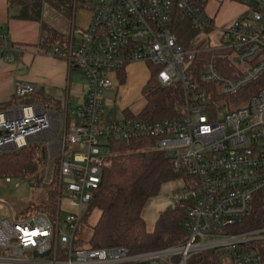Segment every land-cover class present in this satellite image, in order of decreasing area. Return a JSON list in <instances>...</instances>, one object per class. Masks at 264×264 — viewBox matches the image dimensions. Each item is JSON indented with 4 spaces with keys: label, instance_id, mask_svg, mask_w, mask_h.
Returning <instances> with one entry per match:
<instances>
[{
    "label": "built area",
    "instance_id": "obj_1",
    "mask_svg": "<svg viewBox=\"0 0 264 264\" xmlns=\"http://www.w3.org/2000/svg\"><path fill=\"white\" fill-rule=\"evenodd\" d=\"M231 1L245 13L223 31L219 46L210 47L178 43L174 24L179 15L198 32L216 29L191 0H97L80 37L73 27L66 43L51 51L81 71L89 84L72 125L68 106L50 111L21 104L36 88L17 84V106L0 112V155L43 144L49 156H60V197L51 217L0 216V264H260L249 245L264 241V228L238 234L230 229L264 193V0ZM24 52L13 46L6 60ZM134 64L149 67L148 81L155 73L160 87L183 89L180 118L141 119L147 104L142 94V110L122 108L123 119L117 110L115 120L108 121L112 109L102 112L104 93H117ZM133 141L152 144L188 177L174 195L186 213L185 240L139 253L123 247L77 248L85 214L113 165L110 145ZM69 146L77 150L67 160ZM10 181L0 178V187ZM65 187L75 211L63 221Z\"/></svg>",
    "mask_w": 264,
    "mask_h": 264
},
{
    "label": "trees",
    "instance_id": "obj_2",
    "mask_svg": "<svg viewBox=\"0 0 264 264\" xmlns=\"http://www.w3.org/2000/svg\"><path fill=\"white\" fill-rule=\"evenodd\" d=\"M50 4L67 17H74L82 8L93 9L87 0H8L10 7L19 9L20 20L41 23L43 35L41 49H52L66 43L64 36L42 23L43 5ZM195 5L205 10L209 0H191ZM88 4V5H87ZM180 21L175 27L178 43L189 46L188 31L192 24L180 15ZM196 30V29H195ZM197 31V30H196ZM222 72L227 75L225 70ZM155 73L142 90L147 100L141 119L148 121H163L178 119L184 110V91L181 87L162 88L158 84ZM125 78V77H124ZM121 82L124 83L125 79ZM44 101L41 105L38 101ZM24 105H45L52 103L53 108L61 109L60 102L34 93L20 100ZM17 106L14 97L11 102L0 105V112H7ZM70 119L68 123L70 124ZM152 144L146 141L130 143H115L110 145L113 165L102 178L100 188L85 214L83 224L90 226L89 220L95 211L100 212L97 223L91 227V237L88 247L127 248L131 253L160 250L182 243L185 240L184 223L186 213L176 206L174 210L162 212L152 231L147 230L143 217L149 199L157 196L163 185L171 181L188 179L184 171H175L166 154L151 149ZM48 155L41 143H32L27 147L4 152L0 155V178L30 177L34 186H43L47 191L45 202L30 208L36 213L52 216L57 208L60 191L57 185L58 167L55 168L54 179L47 183ZM264 228V193L254 199L249 215L230 229V233H246ZM264 264V241L249 245ZM204 258L209 255L203 256Z\"/></svg>",
    "mask_w": 264,
    "mask_h": 264
},
{
    "label": "rangeland",
    "instance_id": "obj_3",
    "mask_svg": "<svg viewBox=\"0 0 264 264\" xmlns=\"http://www.w3.org/2000/svg\"><path fill=\"white\" fill-rule=\"evenodd\" d=\"M97 0H87L86 3H90L89 5H96ZM88 5V4H87ZM237 6V7H236ZM93 9L82 8L79 11H89L92 13L94 11V7L90 6ZM239 7V8H238ZM245 8L234 1L231 0H209L208 4L205 7V13L213 19L215 30H209L205 32H198L192 26L188 31L187 37L189 38V42H194L195 44H204L210 47H216L221 44L223 31L228 29L234 21L239 19L244 13ZM233 13H237L238 16L233 18ZM180 15L177 17L176 22L174 24L175 27L178 25L180 21ZM42 23L53 28L58 32L60 36H65V39L68 40L71 36V30L73 28V18L67 17L60 11L53 8L50 4L45 3L43 5L42 12ZM78 28H76V37L79 38ZM82 31V30H80ZM207 58V56H206ZM133 65L127 68L128 77L122 87L119 88L118 92L115 91H106L104 93L105 104L102 112L107 115L109 111L113 108L118 110L117 117L119 120L124 118V114L122 113V108H128L130 110L140 111L145 106V98L142 96L141 91L137 93V95L133 96L127 102L122 101V96L124 95L125 87L129 85L130 76L133 72ZM148 68V67H147ZM151 68V67H150ZM147 76L150 75V70H145ZM130 74V75H129ZM123 79V78H122ZM121 79V80H122ZM81 87L83 92H86L88 89V81L84 74L81 71L76 72V76L74 79ZM123 83V82H121ZM43 96L39 93L36 96ZM55 97V96H54ZM57 98V97H56ZM63 102V109H65L64 99L61 100ZM41 105H44V101H38ZM78 101L76 98H71L69 102L68 114L71 118V125L74 123V115L77 108L81 106L77 105ZM52 105V103H49ZM48 103L46 106L47 109H53V106H50ZM36 105V104H35ZM42 147L44 145L42 144ZM45 149V148H44ZM77 150V146H69L67 148L66 159H70V155L73 151ZM47 155L48 151L45 149ZM48 173L47 179L45 182L50 183L54 179L55 168L58 167L60 163V156H49L48 155ZM59 175V174H58ZM67 181V180H66ZM58 182V179H57ZM183 187L182 181H171L162 186L160 193L152 197L148 200L143 217L147 224V230L152 231L155 228L156 222L159 218V215L162 212L174 210L177 206L174 201L175 192ZM47 198V191L43 186H34L30 182V177H22V178H12L10 182H5L3 186L0 187V216L3 219L9 218L11 213L17 218H22L25 214L30 213L34 214L33 210H30L34 205L41 204L45 202ZM62 216L61 219L64 221L69 213L74 212V208L70 205L69 194L64 189L62 194ZM100 212L95 211L90 220V226H86L82 224L81 229L79 230L76 240L77 248H87V242L91 237V227L94 226L99 220Z\"/></svg>",
    "mask_w": 264,
    "mask_h": 264
},
{
    "label": "crops",
    "instance_id": "obj_4",
    "mask_svg": "<svg viewBox=\"0 0 264 264\" xmlns=\"http://www.w3.org/2000/svg\"><path fill=\"white\" fill-rule=\"evenodd\" d=\"M83 10L77 11L73 17L75 29L83 30L90 23L91 13ZM18 15V8L10 7L8 0H0V105L12 101L17 84H29L36 88L35 94L39 93L43 97L60 102L61 107L62 99L66 101L65 107H69L72 97L78 101L77 105L82 106L87 90L83 92L82 87L74 80L79 70L70 68L64 58L52 55L49 49H41L43 40L41 23L20 20L17 18ZM237 16V13H233V18ZM13 46L22 47L25 52L16 60L7 61L6 57ZM147 67L144 64L133 65V72L129 74L132 76L130 83L125 87L122 96L123 102H127L139 91L142 94L149 79L145 72L149 69ZM127 77L128 74L124 78L125 81ZM63 110V107L59 110L50 109Z\"/></svg>",
    "mask_w": 264,
    "mask_h": 264
},
{
    "label": "water",
    "instance_id": "obj_5",
    "mask_svg": "<svg viewBox=\"0 0 264 264\" xmlns=\"http://www.w3.org/2000/svg\"><path fill=\"white\" fill-rule=\"evenodd\" d=\"M116 111L117 109H112V111L110 112V115H109V118H108V121H114L115 120V114H116ZM1 135V133H0Z\"/></svg>",
    "mask_w": 264,
    "mask_h": 264
}]
</instances>
